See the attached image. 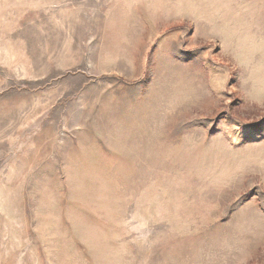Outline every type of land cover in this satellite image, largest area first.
<instances>
[{"label": "rangeland", "instance_id": "rangeland-1", "mask_svg": "<svg viewBox=\"0 0 264 264\" xmlns=\"http://www.w3.org/2000/svg\"><path fill=\"white\" fill-rule=\"evenodd\" d=\"M0 264H264V0H0Z\"/></svg>", "mask_w": 264, "mask_h": 264}]
</instances>
